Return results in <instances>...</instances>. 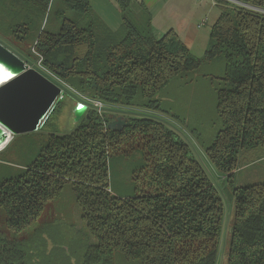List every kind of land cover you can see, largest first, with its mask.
I'll return each instance as SVG.
<instances>
[{"label":"trees","instance_id":"1","mask_svg":"<svg viewBox=\"0 0 264 264\" xmlns=\"http://www.w3.org/2000/svg\"><path fill=\"white\" fill-rule=\"evenodd\" d=\"M240 1L250 7H221L202 57L175 30L158 33L150 10L136 0H118L117 29L90 0H0V36L37 55L77 94L107 106L165 112L180 123L166 88L203 65H223L217 75L203 74L216 96L212 135L189 131L231 181L245 151L264 145V0ZM119 117L128 124L113 129ZM58 130L38 140L34 133L16 135L0 151V210L11 232H0V264H65L69 244L79 264H217L223 198L189 143L166 122L100 114L90 106L70 132ZM116 163L130 169L131 191L112 181ZM66 188L87 229L86 245L81 237L67 240L66 227L59 236L34 228ZM232 191L228 264H264V182ZM45 233L59 250L52 256Z\"/></svg>","mask_w":264,"mask_h":264},{"label":"rangeland","instance_id":"2","mask_svg":"<svg viewBox=\"0 0 264 264\" xmlns=\"http://www.w3.org/2000/svg\"><path fill=\"white\" fill-rule=\"evenodd\" d=\"M0 37L4 40V42L0 40L4 45L17 53L30 66L38 69L45 75L50 76L51 79L58 81V79L42 67L43 65L41 64L40 59L36 58L37 55L29 56L25 51L23 52V50L15 46V44L9 39L6 38V40L2 36ZM204 53L205 50H196L195 52L198 57H202ZM222 68L223 65L221 64L203 65L200 70L194 72L192 75L175 79L168 88H166L168 107L171 108V112H177V114L181 116L180 120H184V122L182 121L184 124L169 117L165 112L160 113L154 110H136L140 108H124L125 106L108 105L104 108V111L110 114L123 116H154L157 119L166 122L181 138L189 143L193 154L206 170L224 201L225 213L223 230L219 241V256L217 264H228L232 225L235 216L232 188L233 186L238 185L264 182V145L256 149L245 151L244 155L247 158H242L243 161L241 162V167L237 169L230 181L226 178L227 174L215 167L212 161L207 157L199 141L190 133L189 130L197 127L201 129L205 139H208L212 135V126L215 125L214 118L216 116V96L213 84H210L203 74L212 73L217 75L221 72ZM67 93L69 96L66 95ZM77 93L78 92H74V90H70V88L67 89L66 93L60 98L64 99L60 112L53 115L47 125H43L35 132H31L35 134L37 140L38 138L42 139L43 135L50 130L59 129L58 131L70 132L75 127L78 122L75 119L73 109L76 103H85L81 98V95ZM88 108H90V105ZM127 168L128 167H125L123 164L116 163L112 170V181L116 186L130 189L131 191L134 181L129 173L130 169H128L127 172H124ZM58 205L62 211L59 209ZM74 205L75 203L73 201L71 190L66 188L59 201H51L46 205L42 215L35 222L34 228L39 229V232H41L42 229H49L54 232L55 236H59L62 233L61 229L66 227L65 232L67 235L65 237L67 240L71 239L68 237H81L83 244L86 245L88 241V232L86 227L84 228L83 222L79 219L77 208L74 210ZM54 225L57 226L54 227ZM74 226L78 231H74ZM72 231H74V235L72 234ZM0 232H4L8 235L11 234L10 230L5 226V215L1 210ZM44 235L51 244L46 247V254L52 256L56 252H59L58 249L54 248V244L50 241V235L47 233ZM20 236L23 238L28 237L29 231L21 233ZM74 245H68L71 247V250L70 253H68V256H63L65 264H79V252L76 253L77 251L74 248Z\"/></svg>","mask_w":264,"mask_h":264},{"label":"water","instance_id":"3","mask_svg":"<svg viewBox=\"0 0 264 264\" xmlns=\"http://www.w3.org/2000/svg\"><path fill=\"white\" fill-rule=\"evenodd\" d=\"M0 64L13 76L0 83V151L16 135L37 131L60 99L62 87L0 41ZM15 81L16 83H13ZM87 104L74 107L77 122L87 111ZM128 122L119 117L111 123L122 130Z\"/></svg>","mask_w":264,"mask_h":264},{"label":"crops","instance_id":"4","mask_svg":"<svg viewBox=\"0 0 264 264\" xmlns=\"http://www.w3.org/2000/svg\"><path fill=\"white\" fill-rule=\"evenodd\" d=\"M136 1L150 10L152 23L158 33L175 30L194 54L196 50H206L211 27L217 20L221 7L230 3L228 0ZM90 3L111 28L117 29L120 26L118 0H90Z\"/></svg>","mask_w":264,"mask_h":264},{"label":"built area","instance_id":"5","mask_svg":"<svg viewBox=\"0 0 264 264\" xmlns=\"http://www.w3.org/2000/svg\"><path fill=\"white\" fill-rule=\"evenodd\" d=\"M230 3L235 4V5H240V6H246V7H250V5L240 1V0H228ZM48 73H51L52 76H54L56 79H58V81H55L57 84H59L62 89L63 92L60 95V98L66 93L67 89L70 88V90H74L71 86H69L64 80H62L61 78H59L58 76H56L53 72H51L50 70H48L46 67L42 66ZM47 74V73H46ZM47 76V75H46ZM50 78V76H48ZM51 79V78H50ZM64 84V85H62ZM67 87V89H66ZM75 92V90H74ZM83 101H85V104L87 103V106H91L93 108H95L97 110V112H99L100 114L104 112V108L107 106L103 101L101 100H97V99H92L89 98L87 96L81 95ZM89 104V105H88Z\"/></svg>","mask_w":264,"mask_h":264},{"label":"snow or ice","instance_id":"6","mask_svg":"<svg viewBox=\"0 0 264 264\" xmlns=\"http://www.w3.org/2000/svg\"><path fill=\"white\" fill-rule=\"evenodd\" d=\"M13 76V73L9 71L8 68L4 67V65L0 64V83H4L5 81H8ZM13 83H16L13 81Z\"/></svg>","mask_w":264,"mask_h":264}]
</instances>
